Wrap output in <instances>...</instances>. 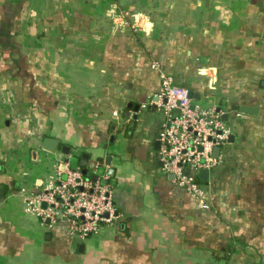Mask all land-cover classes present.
Wrapping results in <instances>:
<instances>
[{"label": "crops", "instance_id": "1", "mask_svg": "<svg viewBox=\"0 0 264 264\" xmlns=\"http://www.w3.org/2000/svg\"><path fill=\"white\" fill-rule=\"evenodd\" d=\"M161 71L242 113L210 208L161 169ZM64 146L113 169L120 217L85 240L25 208ZM0 188V264H264V0H0Z\"/></svg>", "mask_w": 264, "mask_h": 264}, {"label": "built area", "instance_id": "2", "mask_svg": "<svg viewBox=\"0 0 264 264\" xmlns=\"http://www.w3.org/2000/svg\"><path fill=\"white\" fill-rule=\"evenodd\" d=\"M153 67L158 70L159 65L155 63ZM160 76L159 92L142 107L154 105L161 115L158 131L161 169L194 195L203 208H210L208 191L198 173L221 162L220 151L230 143L233 126L242 113L197 102L189 89L174 82L172 75L161 71ZM224 114L228 115L227 120ZM216 147H220L217 156ZM110 180V165L105 160L95 161L92 174L88 175L80 166L72 168L68 158L38 187L36 194L28 196L25 208L40 217L45 226L64 221L71 236L85 240L113 226L120 217Z\"/></svg>", "mask_w": 264, "mask_h": 264}, {"label": "water", "instance_id": "3", "mask_svg": "<svg viewBox=\"0 0 264 264\" xmlns=\"http://www.w3.org/2000/svg\"><path fill=\"white\" fill-rule=\"evenodd\" d=\"M190 95L191 96H196L197 97V94L194 93V92H190ZM139 105H136V110L138 111L139 110ZM242 111H245V112H250L249 110L247 111V108L246 109H243L242 108ZM227 117L228 115L227 114H224L223 115V118L224 120H227ZM233 135L230 137V140H233ZM113 140V138H112ZM157 145L159 146V141H157ZM59 146V141L55 138H51V137H46L43 141V147L47 150H50V151H55ZM66 150H64V153L69 155V162H70V166L72 168H77L78 165H82V166H86L88 165V160H89V155L87 153L83 154L82 158L79 159L76 155H70V148L69 147H65ZM219 151H220V147H216L215 150H214V155H218L219 154ZM90 168H93L94 167V162H91L89 163L88 165ZM63 168H65V165L62 166ZM88 172V169L87 168H84L83 169V173H87ZM208 173V170L204 169V170H201V175L203 176V174H207ZM110 174L112 175L113 174V169L110 170ZM172 176V175H171ZM173 178V176H172ZM92 179L95 181L97 179V176H92ZM105 182V181H103ZM0 191H2L4 193V189L3 188H0ZM4 195V194H2ZM0 197H3V196H0ZM42 206L45 208L46 207V203L44 202L42 204Z\"/></svg>", "mask_w": 264, "mask_h": 264}, {"label": "rangeland", "instance_id": "4", "mask_svg": "<svg viewBox=\"0 0 264 264\" xmlns=\"http://www.w3.org/2000/svg\"><path fill=\"white\" fill-rule=\"evenodd\" d=\"M127 11V15L128 16H131V18H134V16H132V10H126ZM143 17H141V16H138L137 17V19L136 20H133V21H131L132 23H137V25H140V26H145V25H147V20H145V19H142ZM92 170V169H91ZM31 212V211H30Z\"/></svg>", "mask_w": 264, "mask_h": 264}, {"label": "trees", "instance_id": "5", "mask_svg": "<svg viewBox=\"0 0 264 264\" xmlns=\"http://www.w3.org/2000/svg\"><path fill=\"white\" fill-rule=\"evenodd\" d=\"M100 160L103 161V159H100ZM87 174H88V175H91V174H92V170H91V171L88 170ZM112 179H113V178L111 177V180H110L111 183H112ZM112 185H113V184H112Z\"/></svg>", "mask_w": 264, "mask_h": 264}]
</instances>
